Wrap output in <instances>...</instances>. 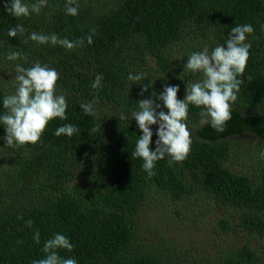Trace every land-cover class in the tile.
I'll return each instance as SVG.
<instances>
[{
  "label": "trees",
  "instance_id": "1",
  "mask_svg": "<svg viewBox=\"0 0 264 264\" xmlns=\"http://www.w3.org/2000/svg\"><path fill=\"white\" fill-rule=\"evenodd\" d=\"M10 2L0 0V64L13 75L17 64L29 68L39 62L55 69L56 94L66 99L67 120L49 121L37 143L22 146H6L0 123V264L43 259L44 243L57 233L73 245L71 251L59 249L60 257L77 264H264V244L187 257L143 232L140 212L149 199L180 201L201 194L236 213L232 225L218 221L224 233L235 226L264 241V165L251 175L231 170L229 142L200 139L202 108L190 104L185 121L190 154L172 163L166 154L155 162L156 175L149 177L144 161L132 156L143 133L131 117L139 100L155 99L153 94L158 96L165 85H175L177 71L168 54L172 46L185 47L187 58L205 47H226L231 28L245 24L254 31L245 41L251 44L250 55L238 77L242 83L232 110L264 105V0H77L76 16L66 14L67 0H47L39 13L20 18L7 12ZM22 2L31 6L38 0ZM18 24L24 33L10 37L8 30ZM32 32L84 43L72 50L39 44L29 39ZM11 52L20 58L8 60ZM98 74L103 79L94 89ZM130 74L143 78L133 82ZM159 79L163 87L157 85ZM199 79L200 73L194 81ZM15 83L0 79V115L7 113L3 100L15 94ZM144 86L148 90L141 95ZM86 103L93 104L94 115L84 113L80 105ZM157 103V111H168L162 101ZM122 114L127 119H120ZM65 124L78 131L56 136ZM97 125L99 130L90 134ZM151 128L150 148L155 150L158 125ZM29 219L31 227L26 226ZM37 231L39 243L33 239Z\"/></svg>",
  "mask_w": 264,
  "mask_h": 264
},
{
  "label": "clouds",
  "instance_id": "2",
  "mask_svg": "<svg viewBox=\"0 0 264 264\" xmlns=\"http://www.w3.org/2000/svg\"><path fill=\"white\" fill-rule=\"evenodd\" d=\"M47 5V0H38L37 3L29 6L22 0H11L6 4L7 12L17 18L27 17L31 12L39 13L41 7ZM75 5V6H73ZM66 14L76 16L79 10L77 0H67L65 5ZM252 25H236L231 28L226 40V47L216 46L211 51L205 47L202 51L193 52L187 59L184 69L192 73H200L201 79L188 81L186 95L183 100L177 98L179 85H165L163 91L153 98L141 99L138 101L139 110L131 113L143 135L139 136L136 142L133 157L141 158L143 169L149 177L156 175L153 171L155 162L164 159L165 155L171 157L169 163L183 162L191 152V132L185 121L188 119L189 105L202 108L200 113L202 126L210 125L217 133L225 131V125L232 119V105L237 100L239 86L242 83L239 76H242L250 55V43H245L247 35L253 33ZM23 34L22 25L8 30V35L15 38L17 34ZM93 35L95 30H93ZM29 39L39 44L51 42L53 45H62L69 50L83 45V40L75 42L68 39H60L57 35L51 36L32 32ZM89 44L92 43V35L87 36ZM20 53L11 52L7 59L16 60ZM15 80L18 83L15 94L5 96L3 107L7 113L0 115V123L6 129L4 137L6 146L35 144L40 140L49 121L60 118L67 120V102L64 95L56 94V82L59 74L55 69L42 66L36 62L32 67L25 68L20 64L15 68ZM141 75L130 74V81H139ZM103 77L97 75L92 87L101 86ZM146 86L143 92L147 91ZM163 107L168 111H157ZM80 107L87 115H94L92 103L81 104ZM120 119H127L123 114ZM158 125L155 141V150L150 148L153 131L151 126ZM100 126L91 129L90 134L96 133ZM78 129L72 124H65L55 131L56 136L66 135L71 137ZM22 219V217H21ZM33 221H26V226L31 227ZM33 239L40 242V233L37 231ZM21 243V241H17ZM73 245L69 239L62 234H54L43 246L42 251L46 254L43 259L35 260L32 264H77L75 259H62L59 249L71 251Z\"/></svg>",
  "mask_w": 264,
  "mask_h": 264
},
{
  "label": "rangeland",
  "instance_id": "3",
  "mask_svg": "<svg viewBox=\"0 0 264 264\" xmlns=\"http://www.w3.org/2000/svg\"><path fill=\"white\" fill-rule=\"evenodd\" d=\"M186 48L174 45L168 54L172 67L177 71L175 85H179L177 98L183 100L188 81H194L198 73H187ZM150 68L156 69L155 64ZM158 78V76L156 75ZM15 75L0 64V79L16 85ZM179 83H176V82ZM158 86L163 82L156 80ZM249 121V123H248ZM244 122L247 126L242 125ZM249 124V125H248ZM255 124V125H254ZM200 139L213 141L224 138L230 144L228 166L235 172L251 175L264 165V105L256 108L233 109L232 119L225 125L223 133H217L210 125L199 129ZM3 147L0 146V153ZM5 165H2V168ZM236 213L214 204L207 197L199 194L180 201H172L165 196L149 199L140 212V224L143 232L151 239L162 240L187 257L208 255L210 257L233 249L241 244L256 248L263 247L264 241L254 235L243 232L233 226L224 233L218 221L235 223Z\"/></svg>",
  "mask_w": 264,
  "mask_h": 264
}]
</instances>
